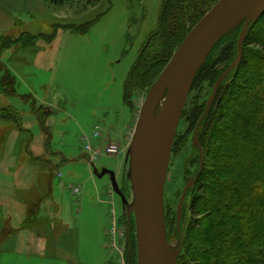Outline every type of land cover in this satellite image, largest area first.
<instances>
[{
    "label": "rangeland",
    "instance_id": "rangeland-1",
    "mask_svg": "<svg viewBox=\"0 0 264 264\" xmlns=\"http://www.w3.org/2000/svg\"><path fill=\"white\" fill-rule=\"evenodd\" d=\"M17 1L27 24L18 20L0 37L16 40L23 33L58 30L51 44L39 42L35 50L14 45L0 55V81L9 79L8 74L15 79V96L0 94V251L10 248L60 264H142L137 219L130 210L135 205L131 145L162 62H153L151 77L138 83L129 104L124 84L138 59L167 44L161 18L165 2L175 0ZM88 23V33L72 31ZM235 59L224 71V65L217 67L223 72L214 85L205 82L202 90L191 91L186 110L197 98L196 105L205 103V116L213 92L232 82L231 71L217 87ZM163 104L153 121H159ZM237 109L232 103L231 110ZM195 129L181 118L165 186V206L172 214L165 220L166 233L174 256L181 254L180 235L190 236L192 222L193 193L184 220L177 223L180 197L186 187L192 188L203 163L201 149L199 155L193 144ZM91 158L94 165L88 162Z\"/></svg>",
    "mask_w": 264,
    "mask_h": 264
},
{
    "label": "trees",
    "instance_id": "trees-1",
    "mask_svg": "<svg viewBox=\"0 0 264 264\" xmlns=\"http://www.w3.org/2000/svg\"><path fill=\"white\" fill-rule=\"evenodd\" d=\"M52 2L59 3L60 0ZM215 2L175 0L170 5L165 2L167 11L161 24H166L164 38L168 42L162 43L154 54H148V58L137 60L124 84L126 104H129V97L138 83L151 77L148 70L155 60L163 64L157 78L161 76L188 34ZM263 23L264 14L250 24L242 61L229 74L232 82L222 83L210 112L200 124L198 138L203 163L192 188L188 187L181 222L185 217L187 199L193 193L189 206L192 218L190 236L181 233V254L176 264H188V257L193 258L189 264H264V73L255 75L252 72H264V30L259 31ZM91 25L74 27L72 31L86 34ZM241 29L242 25L215 46L213 51L216 54L212 51L208 56L192 91L202 90L205 82L214 85L228 67L227 63L236 58ZM57 30L56 27L50 34L23 33L16 40L2 36L0 55L14 45H20L22 50H35L39 42L51 44ZM219 65H224L223 71L217 69ZM7 77L9 79L0 81V94L11 98L15 94V79L9 74ZM196 100L186 110L187 101L182 115L189 129L197 127L205 109V103L196 105ZM232 103L237 110H231ZM245 124L252 125L255 130L248 131ZM169 212L165 206V220L172 215ZM186 251L187 257L183 256Z\"/></svg>",
    "mask_w": 264,
    "mask_h": 264
},
{
    "label": "water",
    "instance_id": "water-1",
    "mask_svg": "<svg viewBox=\"0 0 264 264\" xmlns=\"http://www.w3.org/2000/svg\"><path fill=\"white\" fill-rule=\"evenodd\" d=\"M264 14V0H220L192 29L178 48L140 111L131 145V172L135 195V212L142 264H176L167 240L165 224V186L174 142L193 85L208 55L216 44L238 22L244 20L238 38V54L234 63L221 76L217 87L237 68L243 58V47L249 26ZM215 90L208 100L205 115L215 101ZM161 114L155 135L146 141L147 128L161 102ZM204 117V116H203ZM193 144L201 149L198 131ZM115 191L119 193L116 189ZM188 187L183 190L177 208V223L182 220Z\"/></svg>",
    "mask_w": 264,
    "mask_h": 264
},
{
    "label": "crops",
    "instance_id": "crops-1",
    "mask_svg": "<svg viewBox=\"0 0 264 264\" xmlns=\"http://www.w3.org/2000/svg\"><path fill=\"white\" fill-rule=\"evenodd\" d=\"M18 4L17 0H0V36L3 33L11 32L16 27L18 20L22 21L24 26L27 24L26 21L21 19V15L24 13L20 8L18 9ZM15 239H17V237L8 241L4 247L14 242ZM28 255L29 254H16L15 250L11 251L9 248L7 253H1L0 251V264H35L36 261L38 263L40 261L42 264H60L55 260H43L38 257H29Z\"/></svg>",
    "mask_w": 264,
    "mask_h": 264
},
{
    "label": "bare ground",
    "instance_id": "bare-ground-1",
    "mask_svg": "<svg viewBox=\"0 0 264 264\" xmlns=\"http://www.w3.org/2000/svg\"><path fill=\"white\" fill-rule=\"evenodd\" d=\"M257 2H261V0H257ZM157 125H158L157 121L156 122L155 121L150 122V124L148 125V128H147L146 141L149 142L152 140V138L155 135Z\"/></svg>",
    "mask_w": 264,
    "mask_h": 264
},
{
    "label": "built area",
    "instance_id": "built-area-1",
    "mask_svg": "<svg viewBox=\"0 0 264 264\" xmlns=\"http://www.w3.org/2000/svg\"><path fill=\"white\" fill-rule=\"evenodd\" d=\"M97 129H99V130L97 131V134L99 135L100 128H99V127H97ZM100 134H101V132H100ZM89 160H90V163H91L92 165H94V164H95V162L92 160V158H91V159H89Z\"/></svg>",
    "mask_w": 264,
    "mask_h": 264
}]
</instances>
